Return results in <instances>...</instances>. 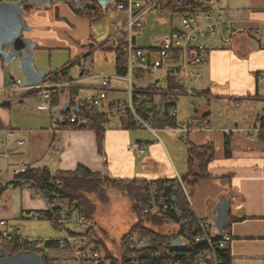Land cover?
Returning <instances> with one entry per match:
<instances>
[{
	"label": "crops",
	"instance_id": "crops-1",
	"mask_svg": "<svg viewBox=\"0 0 264 264\" xmlns=\"http://www.w3.org/2000/svg\"><path fill=\"white\" fill-rule=\"evenodd\" d=\"M110 1L103 8L105 12L101 19L78 14L65 2L53 5L59 2H51L45 10L42 6L35 8L34 13L22 15L23 21L30 27L24 31L23 37L34 45L31 57L33 68L54 73L67 66L64 72L70 85L61 89L67 91V96H62L61 91L55 96L52 109L40 110L34 93L21 88L10 89L11 82L20 77L17 60L7 66L0 57V196L8 187H18L20 217L44 214L48 208L45 201L28 193L27 182L12 183L19 166L45 167L50 172L73 171L83 166L92 172L118 179L172 180L186 172L188 143H210L215 153L208 165L211 177L186 187L190 191L191 205L196 215L208 217L210 213L215 214L214 207L218 201L228 198L229 221L225 230L231 236L226 247L230 264H264V141L259 138L264 132V0H199L207 7L202 11L208 12L212 21L217 22L213 34L204 27L206 61L199 64L191 62L185 70L180 67V59L173 56L163 68L150 71L144 69L138 57L133 55L131 70H142V75L137 74L136 79L131 76L129 68L125 76L115 72L112 48L118 44L119 35L126 32L129 17L125 11H116L112 6L111 12L106 14ZM94 3L97 4L92 0ZM163 10L161 14L148 12L144 16L134 40L136 48L145 54L154 56L157 38L178 29L186 13L173 14L167 8ZM226 37L230 41H224ZM76 67L75 74L73 69ZM167 67L173 71H167ZM104 68L106 72L114 71L109 75L108 104L132 102L133 93L141 94L144 109L155 107L163 110L167 107L169 115L175 113V116L170 115L174 124L146 128L135 122L134 126L126 128L120 115H117L113 118L117 119V123L111 125L110 121L106 125L100 150L93 130L62 127L60 120L65 121L62 118L65 116L62 112L58 120L53 114L54 109L61 108L71 99L75 108L79 100L96 94L99 76L106 75ZM168 72H171L175 82L181 84L179 91L167 89L165 75ZM151 75L154 79H150ZM160 76L165 80L159 88H155L154 83ZM188 81L192 83L188 84ZM23 85L26 84L21 81L20 86ZM189 88L203 105L195 107L190 117L179 119L176 100L179 95L187 94ZM81 91L87 94L85 98L81 97ZM231 99L249 100L256 105L254 111H250L247 123H240L239 119L226 123V128L212 125L208 119L210 106L225 105ZM106 109L104 106L100 113ZM194 119L202 122V128L189 131L178 128L179 123H190ZM164 131L172 136L160 139L158 135H165ZM132 142L143 144L145 152L129 153L126 147ZM0 219L9 221L2 213ZM64 225L69 227L74 224L65 222ZM50 234L48 232L46 237L36 236L34 239L45 242L58 237ZM53 248L67 249L58 245L49 249Z\"/></svg>",
	"mask_w": 264,
	"mask_h": 264
},
{
	"label": "built area",
	"instance_id": "built-area-1",
	"mask_svg": "<svg viewBox=\"0 0 264 264\" xmlns=\"http://www.w3.org/2000/svg\"><path fill=\"white\" fill-rule=\"evenodd\" d=\"M12 0H0L1 2H9ZM74 2L75 0H70ZM84 4H92V0H80ZM112 8L116 11H125L128 14V22L125 32V50L128 60V68L131 72L132 65L131 59L135 55L138 57L141 66L144 69L150 71H156L163 68L166 61L173 56H177L180 59L181 69H187L189 63H203L206 61V49L207 46L203 42L204 27H207L209 32L213 34L215 32V26L217 22L212 21V17L208 12L202 10H195L193 12H186L181 20L180 27L174 29L171 32L162 35L155 41L156 52L155 55H148L143 53L139 48H136L134 40L138 36L139 31L143 24V18L148 12L162 11L166 8L168 0H112ZM93 5V4H92ZM174 6L183 7L181 0H176ZM217 18L221 19L220 16ZM227 29L230 30V26L227 25ZM224 41H230V38H223ZM176 53H178L176 55ZM167 71H173V69L167 67ZM196 76L197 73H191ZM57 80L51 78H45L36 85H21L20 79H15L11 82L10 89H24L26 92H31L36 95L38 101V109L50 110L52 105V98L58 94L65 86H69L70 82L65 80L62 75H57ZM110 76L100 75L98 91L94 95H88L85 98V103L88 106H94L98 112L106 106L107 109L104 112L108 115V121L102 122V126L106 127L107 123L111 121L119 113H123L125 109H129L135 118L137 125L150 128L147 120L143 119L137 113L131 101L127 103L113 102L107 103V93L110 88L109 83ZM261 79V76H258ZM164 77L160 76L154 83L155 88H159L163 82ZM137 98L142 99V95L138 94ZM102 112V111H101ZM171 116H175L172 112ZM59 120V118H57ZM85 115H78L74 112V107L70 108L69 117L62 124L65 129L73 130L80 129L85 124ZM178 128L183 131H189L194 128H202V122L200 120H192L190 123H179ZM12 135L11 132L8 134ZM22 144V141H18ZM2 147V143H0ZM126 150L138 154L145 152V147L139 142L129 143ZM3 155L7 156V153ZM29 169L28 166H19L15 170V174L19 175L26 172ZM179 184L185 194V197L189 204V211L194 218L193 227L188 228L187 220L184 215L179 213L169 212L166 204H156L151 202L150 208L145 210L149 211L157 216L165 218V226L169 229L165 230V227L155 230L158 234H154L153 237L149 235H142L139 232L127 233L125 237V243L122 248L126 250L127 259L135 264H141L137 260L138 253L146 248L156 247L155 256H165L167 261L165 264H222V259L218 255V252L226 249L228 242L231 239L230 233L227 230H223L218 236L212 234L211 222L208 217H200L196 215L194 208L191 205L190 192L187 190L181 177H176ZM168 184V183H166ZM40 185L34 182H28L27 191L32 197H41L46 203L43 196L46 190H41ZM151 194L153 196L154 188H151ZM152 199V198H151ZM47 205V203H46ZM141 207L140 205H138ZM48 207V205H47ZM32 218H46L43 213H36L32 215ZM65 222L72 223L69 227L64 225ZM58 224V230H61V234L53 241L62 248L70 249L73 252L74 260L76 264H98L99 260L103 258L104 254L95 245V239L98 238L95 234L93 226L86 220L84 215L77 209H71V215L68 217L65 212L61 217L56 218ZM161 235V236H160ZM180 238V245L176 250H170V241L175 238ZM10 242L19 246H26L28 250H38L40 245L38 240L23 235L20 230L12 223L5 219H0V243ZM193 248H195L193 250ZM14 248H10V252H13ZM183 252V253H179ZM179 254H182L180 257ZM184 256V258H183ZM190 256V257H189ZM189 257V258H188ZM49 264H53L52 259L49 260ZM105 264H110L106 262Z\"/></svg>",
	"mask_w": 264,
	"mask_h": 264
},
{
	"label": "trees",
	"instance_id": "trees-1",
	"mask_svg": "<svg viewBox=\"0 0 264 264\" xmlns=\"http://www.w3.org/2000/svg\"><path fill=\"white\" fill-rule=\"evenodd\" d=\"M175 1L176 0H168L166 5V8L169 9L173 14L183 15L185 12L190 13L195 11L197 7H200L198 10H207V7L204 6L205 3L203 1L181 0L183 7L174 6ZM63 2L73 7L78 14L93 19H101L104 16L105 10L95 3L93 5L87 4L84 9L77 10L74 2L70 0H63ZM30 7L31 4H24L25 11H28ZM119 37L120 40L118 44L112 48L115 54V72L116 74L125 76L128 73L127 54L125 50V33L120 34ZM151 51H155V49H152ZM177 54L178 53H176V55ZM66 67L67 66H64L54 73L47 72L43 79L51 78L55 81L58 79L57 74L61 72L63 78L67 80L68 77L66 72H64ZM131 71V76L133 79H136L137 74L138 76L142 75L141 69H133ZM165 77L168 90L172 91L175 89L176 91H179L181 89V84L174 81V77L171 72L166 73ZM56 95L53 96L52 101ZM69 101L71 108L73 105V100L71 99ZM143 102L144 100L138 101L137 94H132L133 106L135 107L139 116L147 120L150 126L156 128L171 126L174 124V118L169 115L167 107L163 110L156 109L155 107L151 109H144ZM52 108L53 104L51 105V109ZM66 112L68 113L67 117H62L65 121L69 117L70 110ZM74 112L78 115H85L86 122L81 126V129H91L95 132L96 143L98 150H100L102 139L106 131V127H103L101 124L102 122L108 121V115L98 112L94 106H88L85 103V100H79V104L76 109L74 108ZM64 113L65 112L62 113V116ZM118 115H120L121 120L125 124L126 128H130L135 125L134 115L128 108L125 109L123 113H119ZM61 126H63V124ZM259 138L264 141V132L260 133ZM226 153H228L227 148ZM186 155V172L180 176L186 187L194 185L202 179L211 177L208 172V165L212 162L215 155L212 144L206 143L203 145H194L188 143ZM21 181H25L27 183H37L40 185L39 188H41V190H46V193H44L43 196L46 200L48 208L44 212V215L55 229L59 228L58 224L56 223V218L61 217L63 212H65L69 217L71 215L72 208H75L81 212L88 222L93 221L95 205L90 198V195L103 199L107 190L119 191L122 195L128 197L132 203L133 210L136 213V220L130 226L127 233L137 231L142 235H149L150 237H153V235L158 234V232L153 231L152 227H157L159 229L165 227V218L152 214L149 211H147V213L144 212L146 209L148 210L150 208L152 201H154L156 204H166L169 212L184 215L187 220L188 228L193 227L194 218L192 213L189 211L188 201L177 178L172 180L159 178L153 182H148L144 178L118 179L98 172H92L83 166H78L73 171L57 170L55 172H50L45 167L29 168L26 172L17 175L12 183L17 185ZM152 187L154 188L153 196L150 195L152 193ZM125 237L126 235L122 237V244L125 243ZM38 244L40 245L38 250L32 248L30 250L41 255L44 264H49V260L52 258L47 256L44 252V249L42 248H50L51 246L53 247L57 244L54 241H38ZM95 244L98 249L104 250V256L99 260L98 264H105L106 262H109L110 264H135L134 262H131L127 259L125 249L121 248L119 253L121 259L118 260L113 255V253H110L106 249V247L103 245V240L99 239V237L95 239ZM11 247L14 248L13 252H10ZM194 249L195 248H193V250ZM25 250H28L26 246H19L10 242L0 243V251L8 255H13L19 251ZM155 253L156 247L146 248L145 250L140 251L136 258L141 264H165L167 258L165 256L157 257L155 256ZM218 255L222 259V264H230L231 258L226 249L219 251ZM179 256L181 257L182 254H179Z\"/></svg>",
	"mask_w": 264,
	"mask_h": 264
},
{
	"label": "rangeland",
	"instance_id": "rangeland-1",
	"mask_svg": "<svg viewBox=\"0 0 264 264\" xmlns=\"http://www.w3.org/2000/svg\"><path fill=\"white\" fill-rule=\"evenodd\" d=\"M53 4L65 3H63L62 1L59 3H52V5ZM111 6L112 2L107 6L106 14L111 12ZM35 8L36 7L31 4L30 9L28 11H24V14L34 13L35 10H37ZM43 9L45 10L46 7L43 6ZM163 11L166 14L168 13L166 10ZM163 11L152 10L149 14H154L155 12H159V14H161ZM18 71L17 74L20 77L15 79H20L24 83V77L20 74V71ZM73 71H75L76 74L77 67L74 68ZM103 73L109 76L110 74H113L114 71L106 72L104 68ZM150 79H154V76L151 75ZM187 83L191 84L192 82L188 81ZM80 94L82 98L87 95L83 91H81ZM61 95L67 96L68 93L67 91L63 90L61 91ZM229 101L230 102H227L225 105L214 104L210 106V114L208 115V119L211 121L212 125L218 124V127H221L226 123H231L234 120L238 121L239 119L240 123H247L248 115L251 113L250 111H254V108L256 107V105L249 100L231 99ZM33 103L35 104V101H33ZM202 105L203 102L193 96V93L189 88L187 94L179 95L178 99L176 100V112H178L177 118L185 119L190 117L195 111V107L199 108ZM67 115L68 113L65 112L63 116L67 117ZM52 118H55L53 114ZM117 122V119H111V125ZM157 131L160 132L159 130ZM164 132L165 135H158L160 139L163 140L166 138L165 136H172L170 132L169 134L166 131ZM19 190L20 188L18 187H8L6 191L3 192V194L0 196V204H4L0 206V213H2V216L7 217V219L14 226H16L20 230V232L25 236H30L33 238L36 236L46 237L48 232L51 233V236H59L61 234V230L55 229L53 225L44 218L34 219L32 217L27 216H25L24 218L20 217V209L18 208V200L20 197ZM90 198L92 199L95 205V211L93 214V221H89V223L91 224V226H93V228L95 227L94 231L97 233L95 235L98 236L99 239L103 240V245L106 247V249L110 253H113V255L118 260H120L121 258L119 253L123 246L122 237L127 234L130 225H132L136 220V213L133 210L132 203L128 199V197L122 195L119 191L115 190H107L106 195L103 197V199L94 197L93 195H90ZM10 211L12 212V214H9ZM158 229L159 228L157 227H152L153 231ZM166 229H169L167 225L165 226V230ZM42 249H44L45 253L50 258H52L53 264H76L73 252L70 249H49L47 247H43ZM100 250L104 254V250Z\"/></svg>",
	"mask_w": 264,
	"mask_h": 264
},
{
	"label": "water",
	"instance_id": "water-1",
	"mask_svg": "<svg viewBox=\"0 0 264 264\" xmlns=\"http://www.w3.org/2000/svg\"><path fill=\"white\" fill-rule=\"evenodd\" d=\"M63 0H14L0 3V57L5 65H9L17 60L20 74L24 77L26 85H36L47 74L43 70H35L32 66L31 57L34 45L25 37L24 31L30 27L23 21L24 4H33L36 8L48 6L51 2H62ZM97 5L104 8L109 0H95ZM74 5L77 10L84 9L86 4L80 0H75ZM22 102V100H20ZM78 104H75V109ZM70 104L66 102L61 108L54 109L56 118L61 117L62 112L69 110ZM60 120V123H63ZM226 128V125H223ZM215 214H209L212 234L218 236L228 224L230 201L222 198L215 204ZM180 245V238L175 237L170 241V250H176ZM0 264H44L41 255L32 250L19 251L13 255H8L0 251Z\"/></svg>",
	"mask_w": 264,
	"mask_h": 264
},
{
	"label": "bare ground",
	"instance_id": "bare-ground-1",
	"mask_svg": "<svg viewBox=\"0 0 264 264\" xmlns=\"http://www.w3.org/2000/svg\"><path fill=\"white\" fill-rule=\"evenodd\" d=\"M85 217V216H84Z\"/></svg>",
	"mask_w": 264,
	"mask_h": 264
}]
</instances>
